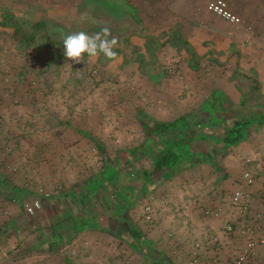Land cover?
<instances>
[{"label": "rangeland", "instance_id": "obj_1", "mask_svg": "<svg viewBox=\"0 0 264 264\" xmlns=\"http://www.w3.org/2000/svg\"><path fill=\"white\" fill-rule=\"evenodd\" d=\"M2 7L28 36L34 34L29 42L19 40L14 29L0 23V264H144L138 257L142 243L128 247L134 242L124 217L155 250L175 253L171 250L178 246L179 231L168 221L179 211L169 209L180 208L183 200L168 175L160 186L144 181L152 166L150 153H138L128 161L124 148L143 142L144 115L167 107L164 102L172 93L182 110L178 117L186 116L198 135L205 133L207 123L214 129L207 127L206 134L217 137L232 116L264 110V84L256 91L248 88L246 76L239 73V55L231 62L223 55L217 64L206 55L196 58L176 36L171 40L166 32H150L144 26V11L137 12L125 0H0ZM40 21L44 32L34 29ZM104 27L118 40L115 58L85 54L82 62L74 63L64 56L66 35L79 31L92 35ZM254 67L248 74L256 78ZM176 77L183 80L179 87ZM199 110L218 122L211 123ZM223 111L228 118L219 123ZM261 125L248 145L264 140ZM82 130L104 144V155ZM192 144L207 154L209 147L200 138ZM212 147L223 154L214 159L216 171L223 174L224 164L237 158L239 167H245L247 159V169L255 174L250 154ZM204 165L212 173L213 167ZM108 166L115 172L106 180ZM236 178L227 181L225 196L230 199L241 190L249 206L245 212L231 207V213L263 223L264 207L257 211L249 188L239 189ZM12 187L20 190L21 198H13ZM35 200L39 207L28 213L25 205ZM145 204L151 209L153 205L148 219ZM235 215L228 220L233 226ZM120 216L123 226H116ZM187 255L188 251L184 260L179 259L181 264ZM258 261L264 263V250Z\"/></svg>", "mask_w": 264, "mask_h": 264}, {"label": "crops", "instance_id": "obj_2", "mask_svg": "<svg viewBox=\"0 0 264 264\" xmlns=\"http://www.w3.org/2000/svg\"><path fill=\"white\" fill-rule=\"evenodd\" d=\"M125 1L137 12L141 13V11H144V26L146 28L148 27L150 32H162V34L166 32L167 35H170L169 39L171 38V40L176 36L187 44L196 58L203 59L202 57L206 55V57L215 60L217 64L221 62L220 58L223 55L225 57L224 61L228 60L229 62L238 60L239 55L240 60H238V67L241 69L239 73L242 72V74L246 76L248 88L251 86V78H255L248 74L252 66L256 67L253 68V72L256 76L255 79L260 84H264V4L261 5L257 0H225L228 10L240 18L239 23H231L208 9V3L211 0ZM141 19L143 18L141 17ZM207 50L211 51L210 54H208ZM215 52L216 57H213ZM239 73L236 72V74ZM182 81V79L179 80V78L176 77L174 83L177 82V87H179ZM262 94H264V92H262ZM213 97H215L216 100L220 99L219 94H214ZM178 101L179 99L174 97L172 93L171 97L167 99V102H164L167 107L160 110H156L158 109L156 108L154 111L150 112L151 118L167 122L180 119L178 116L182 110L179 108L180 104ZM262 112H264V110H262ZM203 113L209 116L208 113L202 111L199 112V115L201 116ZM209 117L211 118V115ZM209 117L206 118L209 119ZM209 121H211V123H217L210 119ZM189 125L192 129L195 128V126ZM181 127L185 132L189 130V126L182 125ZM207 127L214 129L206 123V125H204L205 131H203L205 133H199V135L194 133L191 142L193 143L194 140L200 138L203 144H207L209 148L213 145L218 146L217 137L206 134V130H208ZM175 130L179 132V129ZM176 135H179V133ZM250 141L252 142V139H246L228 149L234 151L237 149L235 152L238 151L241 154H250L249 156L251 159H254L252 165L257 169L254 170L256 180L253 185L249 186L246 184L243 178V171L248 168L245 164L247 163V159L243 164L245 167H239L238 159L234 158L233 161L230 162L231 164L227 162L224 164V167H222L224 169L223 174L222 172L216 171L215 163H213L215 161L214 159L221 158L223 154H216L215 148L213 147L212 150L207 148V154L206 152L202 154V152L192 148L193 153L190 159H192L193 163L187 167L177 169L173 174L166 175L167 178L171 179L172 184L175 185L180 200H183L180 204V208L169 209L170 211L173 209V212L177 209L179 211L177 213L174 212L168 221L169 226L178 228L177 232L179 231L176 237L178 246L175 250H171L175 253L166 252V250L160 253L155 250L152 241L141 234V231L140 236H137L138 239H134L127 228V222L134 226L130 222L131 220L127 218L128 220L124 221L121 219V216L119 217L116 226H118V224L123 226L122 221H124L127 228L126 230L130 238H132L131 243L134 242L133 245L128 246L129 249H131V247L134 249V246H138L140 242L142 243L143 249L138 250L140 261L144 264H181L182 262H179V259L184 260L183 255L188 251L189 255L186 256L185 264H188V262L194 258L197 260V264H226L234 255L239 253L244 246L245 241L239 234L240 229L252 227L255 232L254 238L256 240L260 238L264 239V220L262 221L263 223L258 222L254 224L252 221L249 222L248 219L238 218L239 216L231 213L233 209L236 210L237 208L232 206L230 199L225 196L227 181H232L233 178L239 175V171L243 169L239 178H236L239 182H235L234 184L238 188L240 187L239 189L245 187L249 188L248 191L250 192L251 202H253L254 207H258L257 211L262 210L264 207L260 202V194L264 192V140H262L261 144H257V146L256 143H250L251 145H248ZM192 143L191 146H193ZM256 149H258V152L254 153ZM199 154L200 156L198 157ZM204 164L213 167L212 173L209 172V169L205 167ZM190 168L193 170H190ZM146 175L144 177H147ZM229 175L231 177H229ZM167 178L165 176L159 177L156 181L153 179L152 182L160 186L164 184L163 182L167 180ZM144 181H146V178ZM180 182L182 183L179 186ZM131 190H134L133 182L129 185V191L132 192ZM146 206L149 207L150 211L151 208L149 204H145V208ZM163 207L165 209L164 205ZM231 207H233V209H230ZM217 209H220L218 215L220 218H218V216H208L205 214V210L216 211ZM151 211H153V205ZM262 212L264 214V209ZM232 215L237 217L235 220L236 225H232L234 229L233 232L227 233L224 230V226L230 223L228 220L233 218ZM259 225L260 227H257ZM213 236L217 237L216 241H213ZM144 242L146 244H152V247L149 245L145 246L143 244ZM262 250H264V245H256L250 264H264L258 261L260 260V252ZM131 258L134 259V263H136V258Z\"/></svg>", "mask_w": 264, "mask_h": 264}, {"label": "trees", "instance_id": "obj_3", "mask_svg": "<svg viewBox=\"0 0 264 264\" xmlns=\"http://www.w3.org/2000/svg\"><path fill=\"white\" fill-rule=\"evenodd\" d=\"M0 23L6 25L9 28L14 29L13 31L17 33L19 40L31 41L33 39L34 31H32L31 36H28L20 27L17 25L13 14L9 12L8 8L2 7L0 8ZM44 22L40 21L34 25V29L43 30L44 32ZM21 31V32H19ZM94 32H98V30H94ZM43 37L47 39V36L43 34ZM260 83L255 79L251 78V86L249 89L259 90ZM220 121L219 123L227 120L228 116L223 111V113H219ZM210 120H212L209 117ZM264 120V112L257 110L252 111L250 114L245 115V117L239 118L238 116H232L231 120H228V126L225 131L217 136V143L223 149H228L229 147H233L244 141L246 139H253L257 133V126L261 125ZM218 122V121H217ZM142 131L144 134L143 142L138 146L132 148H124L123 151L126 152L127 160L134 158L138 153H150L149 155L152 158V166L151 169L147 170L145 175L147 177L146 180H157L159 177H164L165 175L173 174L176 172V169L184 168L193 163L192 159V146L191 140L196 134L195 130L191 128L189 125V119L186 116L180 117V119H176L173 121H159L154 120L150 116L144 115V121H142ZM182 125L189 126V130L187 132L183 131ZM175 129H179V135H176ZM83 135H86L90 140L94 142V146L96 149L104 155V144L95 137L93 133L90 131L82 130L80 131ZM254 135V136H253ZM253 136V137H252ZM252 137V138H251ZM157 143V145H155ZM118 157L116 154V160L118 161ZM109 169L105 172V179L109 180L112 178L115 168L113 166H108ZM253 174V173H252ZM253 178L255 182V175L253 174ZM14 199L21 198L20 190L12 187V191L9 192ZM15 195H17L15 197ZM247 197V195H246ZM247 200V199H246ZM248 204V202H247ZM249 206V205H248ZM248 209V208H247ZM127 221L128 219L124 217ZM127 227L129 233L134 237V239H138L137 236H140V232L134 226H132L129 222H127ZM247 229H250L249 227ZM254 232V230H253ZM135 235V236H133ZM254 236V233H253ZM46 243V242H45ZM250 264V263H249Z\"/></svg>", "mask_w": 264, "mask_h": 264}, {"label": "built area", "instance_id": "obj_4", "mask_svg": "<svg viewBox=\"0 0 264 264\" xmlns=\"http://www.w3.org/2000/svg\"><path fill=\"white\" fill-rule=\"evenodd\" d=\"M208 9L222 17L223 19L231 22V23H238L240 22V19L238 16L232 14L228 8L225 0H211L208 3ZM248 161V160H247ZM246 161V162H247ZM243 178L246 182V184L250 185L253 183L254 178L253 174L250 171V169H247L243 171ZM230 201L232 203V206L236 207L239 210L246 211L248 208L247 200L245 194L241 190L234 191L230 196ZM39 207V202L35 200L30 205H25V210L28 213H33L35 209ZM146 218H149V207L146 206L145 208ZM220 212V209L215 210H205V214L208 216H218ZM224 230L227 233H231L234 231L232 224L228 223L224 226ZM253 230L252 229H240L239 234L244 238V246L242 249L234 255L226 264H249L252 258V255L254 253V248L259 243L264 245V239L260 238L259 240H256L253 236ZM213 241L217 240L216 236H213ZM188 264H197V260L194 258L188 262Z\"/></svg>", "mask_w": 264, "mask_h": 264}, {"label": "clouds", "instance_id": "obj_5", "mask_svg": "<svg viewBox=\"0 0 264 264\" xmlns=\"http://www.w3.org/2000/svg\"><path fill=\"white\" fill-rule=\"evenodd\" d=\"M117 44V38L111 36L108 27H104L101 32L92 35L84 31L74 32L66 35L63 39L64 56L74 63L82 62L85 54L89 58H98L102 54L104 57L112 59L117 55L113 50Z\"/></svg>", "mask_w": 264, "mask_h": 264}]
</instances>
